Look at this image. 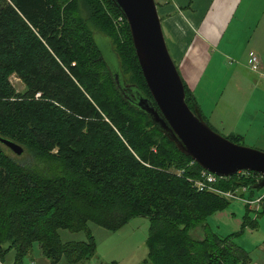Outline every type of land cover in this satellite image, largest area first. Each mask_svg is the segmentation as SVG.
<instances>
[{"label":"trees","instance_id":"trees-1","mask_svg":"<svg viewBox=\"0 0 264 264\" xmlns=\"http://www.w3.org/2000/svg\"><path fill=\"white\" fill-rule=\"evenodd\" d=\"M119 16L114 0H0V136L26 152L19 162L0 143V261L13 252L21 262L37 242L52 264H85L96 253L88 223L116 231L143 216L150 224L142 264H247L234 233L189 234L207 228V218L230 200L197 191L189 179L202 168L115 86L102 43L126 90L150 96ZM11 74L24 82L23 92ZM183 85L185 102L200 113ZM258 178L239 172L218 187L246 186L250 196L264 189H253ZM250 218L243 215L240 232L257 227ZM60 230L86 238L64 241Z\"/></svg>","mask_w":264,"mask_h":264},{"label":"crops","instance_id":"crops-1","mask_svg":"<svg viewBox=\"0 0 264 264\" xmlns=\"http://www.w3.org/2000/svg\"><path fill=\"white\" fill-rule=\"evenodd\" d=\"M240 3L239 0H163L158 7L167 47H171L172 57V48L177 50L173 59L193 86L191 90L201 115L202 105L206 109L207 104L210 111L220 116L221 123L232 129L230 133L253 136L264 147V21L261 22L264 6L259 8L255 0ZM247 3L250 5L245 13L237 17L239 8ZM224 35L228 36L227 43L221 46ZM248 49L260 59L258 72L249 69L245 52ZM231 56L238 57L240 66L226 62ZM254 194L258 192L248 197ZM249 216L257 220V227H245L243 233L251 231L255 237L264 225V216ZM261 229L262 233L250 246H241L250 257L247 264H264V227ZM45 260L46 264H52ZM13 264L26 263L23 259L21 262L13 259ZM85 264L102 262L89 260Z\"/></svg>","mask_w":264,"mask_h":264},{"label":"water","instance_id":"water-1","mask_svg":"<svg viewBox=\"0 0 264 264\" xmlns=\"http://www.w3.org/2000/svg\"><path fill=\"white\" fill-rule=\"evenodd\" d=\"M131 36L135 54L150 96L129 93L108 59L110 72L122 97L138 107L176 148L202 169L230 177L239 171H253L259 178L253 189L264 188V151L235 143L214 131L199 111L185 102L183 80L162 30L155 0H114ZM0 143L14 154L23 153L18 143L1 137Z\"/></svg>","mask_w":264,"mask_h":264},{"label":"rangeland","instance_id":"rangeland-1","mask_svg":"<svg viewBox=\"0 0 264 264\" xmlns=\"http://www.w3.org/2000/svg\"><path fill=\"white\" fill-rule=\"evenodd\" d=\"M155 1L158 3H162L163 0H155ZM239 1H241L240 4H243L245 1L248 0H239ZM255 1L259 2V4H257L259 8H262L264 6V0H255ZM249 5L250 4L247 3L243 6V8H239L237 17L242 16L243 13H245L244 10ZM158 12H159V7H158ZM263 21L264 18L262 19L261 22ZM227 37L228 36L224 35L222 39L223 43L221 46H224L227 43L226 40ZM180 47L182 48V46ZM180 47L179 50L181 49ZM168 48L171 54V50H170L171 47L169 45ZM101 49L103 51V55L112 64H114L113 60L115 61V58L111 57L112 53L109 47L102 43ZM172 50L174 55L173 57L175 58L178 54L175 52L177 50L175 48L174 49L172 48ZM245 52L247 54V59H248L249 49L248 51ZM226 62L233 66H240L241 63L238 57L235 56H231L230 59L228 60L226 59ZM177 67L187 87L190 90L193 89L192 88L193 86L189 83L187 76L183 75V72L181 71L179 66ZM10 81L16 91L23 92L25 90L24 82L16 74H11ZM205 105H206V109H204L202 105V110H203L202 116L204 118V121H206V123L214 131L228 138L229 140L234 141L235 143L264 151L263 144L255 141L253 136L247 137L246 135L245 136L240 135V137H237L236 135L239 134H236L233 131H232L233 133H230L232 129L229 126L222 124L221 119L219 118L220 116H217L216 112L210 111L207 107V104ZM3 150L17 161L24 162V159L26 157V152H23L20 155H16L6 146H3ZM171 170L175 171V169H171ZM241 187H242L241 185L236 186L234 189L231 188L230 190H235L237 192H240ZM256 192H258V194H254L253 197L259 196L264 193L263 189ZM244 196L248 197L249 193H244ZM255 209H256L255 204L251 205V207L249 208L248 205L240 199L231 200L227 208L221 211H217L207 218L206 220V224H208L207 228L204 226L205 229H203L202 228L203 224H201L196 228L191 229L189 231V234L197 239L198 238L201 239L205 234V230L210 232H215L223 238L228 236V234L234 233L233 240L236 244H238L239 246H250L251 243L257 240L258 238L257 236H259L262 233L263 230L261 229V227L263 228L264 225H262L259 228V230H257V234L254 237L252 236L251 231H248L246 233H243L242 231L240 232V228H241L240 219L246 212L251 216L253 215L256 216L258 210ZM149 224H150L149 219L143 216L133 217L123 227H121L116 231H109L94 223H88L87 228L96 241V253L92 261H95V263L102 262V264L103 263L142 264V261L147 257L146 240L149 232ZM60 237L64 241L84 240L86 238V233L84 231L72 232L67 230H60ZM8 257L9 258L6 259L3 262V264H13L14 253L10 252L8 254ZM45 259L42 255L40 246L37 242L33 243L30 252L23 257V260L25 261L26 264H46L48 263V261H46ZM145 264H151V263L148 262Z\"/></svg>","mask_w":264,"mask_h":264},{"label":"built area","instance_id":"built-area-1","mask_svg":"<svg viewBox=\"0 0 264 264\" xmlns=\"http://www.w3.org/2000/svg\"><path fill=\"white\" fill-rule=\"evenodd\" d=\"M122 18H123L122 16H119L117 21L119 22L122 21ZM248 57H249L248 58L249 69L253 72H258V70L260 69V59L258 55L253 51H250L248 53ZM35 96L38 97L39 93H37ZM193 162L194 161L191 160L189 164L192 165ZM239 172L245 173L247 171H239ZM174 173L180 175L182 173V170L174 171ZM226 178L227 177L218 176L211 172H208L207 170L202 169L199 173L198 178H195L193 180L189 179V180L192 181L193 186L197 191L213 193L215 195L225 198L226 200L240 199L243 202H245L249 208L251 207V205L255 204L256 205L255 210L259 209L260 203L264 200V193L256 197H245L243 196V194H241V192L243 193L248 190L246 186L241 187L240 189L241 192H237L235 190H230V189L224 190L219 188L218 183L220 182V180ZM0 264L3 263L0 261Z\"/></svg>","mask_w":264,"mask_h":264}]
</instances>
